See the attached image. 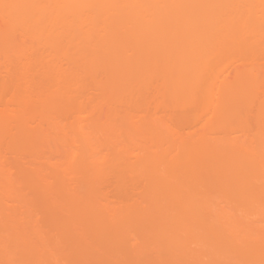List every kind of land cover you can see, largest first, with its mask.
Instances as JSON below:
<instances>
[{
    "label": "rangeland",
    "instance_id": "1",
    "mask_svg": "<svg viewBox=\"0 0 264 264\" xmlns=\"http://www.w3.org/2000/svg\"><path fill=\"white\" fill-rule=\"evenodd\" d=\"M215 1L220 2L221 0L220 1L215 0ZM225 1L226 2L229 1L227 3H234V1L238 3V1H241V0H238V1L232 0L233 2L230 0H225ZM165 2L167 3L168 0H165ZM221 2H224V1H221ZM243 2L244 4L249 3L248 5H250L251 3V5H253V2L255 3L263 2L264 3V0H246V2L245 0H242L239 3H242L241 5H243ZM222 5L223 4L219 5V9L221 11L223 10L224 12L225 11L224 6L226 5L224 6ZM251 5L248 7L249 9L252 10L253 7ZM217 6H216V9H217L216 11H218ZM221 7H223V9H221ZM241 7H244V5ZM231 9L232 7L229 10V14L233 13ZM248 11H245V12L248 13ZM70 15L69 17H72L71 21L69 17H68V20H66L69 22H64L65 21L64 20L63 23L62 21H58V23H55L54 21L53 23L52 21L46 22L45 20H42V21L41 20L40 21L30 20V21H26V23L24 22L25 23L24 25H27L25 27L23 26L22 23L11 26L9 23L6 24L7 23L6 19H3V18L0 19V25L3 23L1 26L4 25L5 28L9 26L8 30L12 29V31L9 30L8 33L7 31L3 32L6 30L4 29V27H2V30H0V84L1 86L2 85L6 86L3 88L4 90L3 89L0 90V120L7 119L5 121V125H7V127L2 124L4 127L2 126L3 129H0V131L3 130L0 133V213L4 207L10 208V209L12 208V210L14 209L17 210L18 213L20 214V216L18 215V217H20L19 220L23 218L24 221H28L29 223V226L28 224H25L27 225L26 227L24 226L25 230L27 229V227L28 229L30 227V229L32 230L36 229L35 235L37 234L36 236H38L39 239L43 241L42 243L43 244L45 243L44 245L46 246V249H47V250L45 249L46 255L52 254V257H54V260H55L53 261L52 259V261L55 262L56 264H61V263L62 264H86V263L94 264V262L95 264H98V263L99 264H126V263L127 264H134V263L140 264L142 262L141 260L127 257V248H129L128 246H130L128 242H130L131 244L137 239V237L136 236L134 237L125 236L122 238H124L123 241L125 240L126 241L122 242L121 240L119 242V240H116L117 237L115 238L113 234V237L116 240L115 242H113L112 240H114V238L108 237L109 235H105L108 232H109L108 234L113 233L112 229H110L113 226L111 225L110 227V224H107V226L109 225V227H107L106 223L108 222L107 221L104 222L105 219L103 221V219L97 218V217H101V215L99 211H97V209L95 208H99V210H101L104 207H108L110 209L113 208L112 210L120 209V210L127 211L130 207V203L132 204V206L135 203H137L138 206L142 205V203L146 204L147 201H146L145 194L147 193L145 192L146 190H151L152 186L154 185L153 183L159 181L158 178L160 177H157V176L159 175L161 176V174L170 176L173 179L174 178L179 179L177 180V182L184 186L187 183L189 187L187 185L186 187L189 188L188 190L192 194L195 193V190L197 192V189H199L198 193H201L202 198L208 199V197L209 198L211 197L209 201L211 204V208L213 207L212 208L213 212L220 213V211L221 212L225 211L234 216L236 212V208L238 209L237 206L240 204L239 202L240 196L239 194H237V191H234V190L231 191L233 186H231V190H229L230 187L226 186L228 190L224 188V191L223 190L221 191L222 187L220 186H223V185L225 186V183H224V180H223L224 184H222V182H219L221 178L224 179L223 174L221 175V173L224 172L223 164L228 165V162H229L227 161L228 159H226L227 156L224 154V146H223L224 144H222V142L223 143L225 142V144L226 143H229V144L237 143V145L240 144V146L242 145V147L251 148V150L257 151L258 147L261 144V141L259 140V136H260L259 134L262 130H264V110H263L264 107L262 108V111H263L262 112L260 111L261 110L260 108L262 106L260 107L259 104H257L253 107V110H251L250 113H248V110L245 111V109L243 108V111H242L243 114L242 112H240L241 110L237 114H234V111L228 112V113H233L234 115L226 114L225 117L221 116L222 118L219 117L220 118L219 119L216 117L219 111L216 113L215 110L217 108L213 109L211 105L210 107L207 106L201 109L202 106L201 107L199 106L202 104L200 103H196V102L195 104L191 103L192 105L190 103H187V104H184L182 102L180 103L177 96L174 93H172L173 91H171V88L169 86L170 84L167 83L169 81V74L166 71L170 68V65L172 67V65L175 63V61L172 62V60H174L175 57L173 58L174 54L173 56H171V58L167 56L168 49H167L166 43H169V42L165 43V40H163L165 38L160 39L161 41H159L156 38L159 41L157 43L151 41L153 45L151 48L152 50L151 49L150 50L151 52L153 51L152 53H154L151 63H153V65L154 64H158V65H156L154 69L153 67L150 68L153 70L151 73L149 72L150 75H147L148 79L147 77L145 78V75L147 74L146 71H144L145 75L139 71H136L134 74V72L132 71L134 75L132 76L129 75L131 76L130 79L126 78L128 76L126 75L127 73L125 72L126 68L124 67V63H122L123 65H115V63L119 64L118 62H116L118 59L116 56H118L119 58L122 57V52L119 51L118 49H121L123 51V54L125 53L126 55L127 54L131 55L130 53L131 50L133 54L134 52L139 53L140 50L145 49L147 45L145 43L146 41L144 40L147 34H145L143 30H147L146 27L145 29L142 28V30L138 28L139 29L138 31L140 30L141 32L143 31L142 38H140L139 36H136V37H139V40L131 39L132 41L129 40V42H126L130 38L129 36V38L126 39L127 34L133 35V34L128 33L127 29L129 28L128 30L131 33H133V31L136 29V28L133 29L132 27L133 30H131V27L129 26L130 24L132 25L134 21L130 24H127L128 25L127 29L125 28L126 24H123L124 25L123 27L122 23L118 25V22H114L113 24L114 26L112 25L113 26L112 28L114 29V31L112 32L113 29H110L111 25L103 23V22L111 23L110 20L105 21L104 19V20L98 21L100 17L97 18L98 17L97 16L96 17L97 20H93L92 21L93 23L89 22V23H92L91 27H86L84 23L80 24L81 22L79 23L78 20H76L77 16L75 17L73 15L71 16ZM170 15L166 17L165 22L161 21V24H163L165 27L166 25L169 24L170 28L172 26H174L175 28V24L177 23L176 21L177 18L176 19L173 18L172 15H174V13L171 15L172 17ZM176 15L177 13L174 16ZM150 17L151 16L148 15L147 18H150ZM154 19H155V15H154ZM85 22L86 24L88 23L87 21ZM120 22L122 21H119V23ZM123 22L127 23L128 21H123ZM155 22L156 21H154L153 25H156ZM89 23L87 24V26L89 25ZM143 23L144 22L139 23V24H141V26H145L146 22L144 24ZM20 24H22V26ZM81 25L82 26L84 25V28H81ZM108 25L110 27L108 32L109 34H111L109 37H112V38L108 37L109 41L106 40V42L103 43L102 42L103 40L100 41L101 38L99 37H100V34L107 35L108 32H106L104 27L108 28L107 27ZM137 25L135 27H137ZM148 26L150 27V25ZM116 27L117 28L119 27L117 30H120L121 33L120 31L116 32ZM153 27L154 28L153 29L151 28V29L156 30L155 26ZM88 28H89V31L91 32L90 33L88 32V34H86L87 31H84V30H87ZM170 28H168L167 26V30ZM174 28H172V31L173 30L176 31L175 30L176 28L175 29ZM90 29H95V30L93 31ZM167 30H165L166 33H167ZM180 31L176 32V34L177 35L181 34V36H178V37H182L181 39L182 42L183 41L186 42L185 39H188V37H190L191 35H194L193 33H191L192 31L190 32L181 31L182 33L179 34ZM217 32H215V34H217ZM190 33L191 35L189 36ZM213 33H212V36H213ZM89 34H91L90 37L88 36ZM117 34L118 36H121L122 38L121 37L117 38L116 36ZM149 34H150V30H149ZM170 34H173V33L170 31ZM125 35H126V38L124 37ZM165 35L163 34V36ZM175 35L173 37H175ZM114 37H116V39ZM169 37L171 36L169 35ZM173 37L171 41L175 39V38L173 39ZM212 38L214 40L216 37L214 38L213 36ZM104 39H107V37H104ZM117 39H118V42H116ZM181 40H179L178 42L179 46H180V43H182ZM131 42H133L132 45H131ZM103 49L104 50L106 49L105 50L106 52L108 50L109 55L111 54V59L108 58L110 57L109 55L106 59L105 56L107 55L104 54L105 51L103 52ZM175 49L173 51H176ZM95 50H102L99 52L100 59L102 60V62H105L104 64H102L104 67L102 65L101 66L99 65L102 68L98 67V59L95 57L98 54V51L96 54L94 53ZM20 51L22 52L25 51V52L22 55V52ZM88 52H91L92 56L88 55L89 57H87ZM230 52L231 51L228 52L229 55H230ZM228 53H226L227 56H225L227 61L224 62L223 65H227V63H228V66L235 65V64L238 65V63L240 64V61H241L240 58H239L240 60H236L237 56L235 58L234 54H233L234 58L231 55L229 58ZM29 56L31 57V60L32 58L35 57L32 61V62H35V65L25 64L30 60ZM113 56L115 57V59ZM44 58L48 61L44 60ZM42 59L48 63L45 64L44 61H43L44 63L40 62L42 61ZM121 59L122 60L125 59L127 64H128V61L136 63L135 65L137 64L139 65L138 61H141V58L139 60L136 59L138 61H134V59L130 57L127 58L126 56ZM226 59H224L223 61H225ZM24 60L26 61L28 60V61L27 62L25 61L24 63ZM235 60L239 62L237 63ZM215 61H217V59H215ZM110 62H112V65H109ZM217 62L219 63V61ZM230 62L231 63L233 62V63L231 64ZM36 63H39L40 65L38 64L36 65ZM141 64L143 66V63ZM213 64L216 65V63H213ZM162 65L164 66L169 65V66L168 67L165 66L166 68L162 69L164 67ZM122 67L125 68L123 71H121ZM172 68L170 69L173 70ZM231 68L233 67L231 66L230 69L227 67V72L228 71L230 72V70H232ZM12 69H14L16 73L13 72ZM20 70L22 72L24 71L25 75L27 74L29 75V79L31 80V85L29 84V82H28L29 85H27V83H24L23 85L22 82H25V81L22 80L21 82V79L19 77L20 74L18 75ZM10 71H12L15 74V76L13 75L14 78H12L14 80H10V81H14V84L12 86L8 84L4 85L6 83L12 84V82L9 81L12 75ZM21 71L20 73H22ZM45 71L48 73H46ZM6 72L8 73V75L10 73V77L7 75ZM4 77H5L6 83L2 84L4 82L3 81ZM21 77L26 78V76H21ZM48 77L49 79H47ZM6 78H8V81ZM15 83L17 86L20 85V87L22 86L25 88L28 87L29 89L26 88V92H25L24 88H21L20 90L18 86L19 91H21V92H18V90L16 91L17 87L16 88L14 87ZM165 83L166 85H164ZM32 85H33V88L31 89L34 95L33 93L31 94V91H29L30 94L27 93L28 92L27 90H30V87ZM34 88L35 90H33ZM52 88L53 90L54 88H56L55 89L56 91H53ZM160 88H163L161 89L162 91L160 90ZM165 90H167L168 93H165ZM51 91L52 93L54 92V94H56L57 96H59V94L65 96L67 92L71 93V95L73 93L74 95H76L74 98H77L78 100L76 99L77 100L76 101L74 99L75 101L74 100L70 101L71 99L70 100L68 99L69 101L64 102V105H61L60 103L55 102L58 106V107L56 106V109H55L52 101L47 99V96L51 97V94H50ZM22 92H25L26 94ZM18 93L22 97L21 99H22L23 105L20 104L21 100L16 102L17 100L15 96L17 95L19 97ZM166 94H169L168 98ZM45 95L47 96L45 97ZM106 95H108L109 97L111 96V98L109 99L108 97H106ZM217 97H218L217 99L216 98L214 99L218 103L217 100H219L220 98L219 96ZM10 99L11 101L13 100V103L10 102L8 104V101H10ZM14 99L16 101H14ZM37 99H40L39 102L36 101ZM26 100L30 104L27 105L28 102ZM34 100L36 102H32ZM41 101L43 102V105L45 104L44 106L41 105L40 103ZM78 102H81L80 104L82 105H80ZM169 102H171L172 104H170ZM174 102H176V104ZM36 103H40V104H36ZM77 103L80 106L77 105ZM150 104L152 105V107ZM21 105L23 106L25 110H27V111H24V113L26 112L25 114H27V116L29 117V120L27 122L28 123L27 128L24 127L26 129L25 131L26 133L22 131V128L19 129L20 131L18 130V128L22 127V125L20 124H24L23 123L24 118L22 116L15 114V112L13 113L15 114V116L14 115L12 116L2 115L4 114L3 112H5V110L9 111L7 107H11L10 109L11 110L10 115H11L13 111L19 110L17 109V107L20 106L22 108ZM156 106L157 108H155ZM169 106H172V108ZM204 110H207V111L204 112ZM253 112L254 114L255 113L256 114L254 116H251ZM167 114L168 115L172 114L171 116H173L174 114V116L170 118V116H168ZM222 115H225V114H223L222 112ZM211 116H213V118ZM249 116L251 117V119ZM230 117L234 120L230 119ZM177 118H180L183 120V121L180 120V122H182L181 124L179 122V119ZM245 119L248 120V121L246 120L248 124L246 123ZM249 119H250V123H249ZM217 120L221 123L217 122ZM78 122L81 123L83 131H86L88 133V136H90L91 141H92V146H94V149H93L94 156L100 160L99 162L102 167L101 172L96 176V179L93 183L91 184L89 183L90 185H88V181L85 178L86 177L85 172L83 171V169H80L78 165L79 161L82 159L81 156L83 155L82 153L84 150V143L82 139L80 138V134H79V130H81V127L78 130L76 126L77 125L76 123ZM153 122L155 123L157 122L164 131L169 130L171 135L173 137H176V141L178 142L181 141L180 138H184V139L186 138L188 139V141L187 140L186 141L190 143L195 142L196 139H197L196 142L198 141V142L205 143V145L202 144L204 145V147L199 145L201 149L204 148L203 149L204 151L203 150L200 151L202 157L199 155V157L196 156L198 157V159L193 158V160H191L192 157L190 158L185 157L184 159L180 160L181 162L180 161L178 162L179 164H177L175 168L172 166L171 168L173 169H169L170 166L167 167V164L171 162L175 154L179 153L178 148L180 147L178 146L182 144V141H181L179 143L176 142L175 145H177L178 148L174 146V149L172 150L173 152H170L167 156L164 157L165 160H163L162 162H154L153 156H156V154H158L159 147H157V144H154V142H152V140L150 139L151 137L150 132L148 131L149 127L154 126L155 123L153 124ZM191 122L194 124H191ZM27 123H25V125ZM19 125L20 127L17 128L16 126H19ZM183 129L185 132L182 131ZM20 132H22V134L25 133L23 135L24 137L22 135H21L22 138L18 136L21 134ZM42 132L46 133L45 134L46 138L44 141L41 135ZM26 134L29 136L25 137ZM191 135H194V138L192 136V139H190ZM184 141L185 140H183V142ZM221 147L223 148V150L221 149ZM203 154L205 155V157ZM220 160L223 162V164H221L222 162ZM224 161L226 163H224ZM194 162H196V164ZM255 165L257 166L256 169H258L259 168L258 166H260V160L256 161ZM225 168H228V167H225ZM37 175L39 177H44L45 180H47L48 188L47 187L46 189L36 188L33 184H31L30 182L31 179ZM81 184H83V186L85 187L84 191H82L83 189L81 190L79 189V186ZM158 185L160 188H163L164 190L165 188L162 186L163 185L167 186L161 183H159ZM169 187L170 186L168 185V188ZM173 187H176L177 189V186H173ZM173 187L171 188L172 190H174ZM191 187L193 189L195 188L197 189H195L194 191H191L190 189ZM215 187L216 188L219 187V188L216 189ZM67 188L68 189L71 188L72 190L76 191L75 192L76 194L78 192V195L80 194L79 199H82L84 201H81L80 203V201L76 202V199H74L75 201H73V199L71 200L73 195L72 196L70 195V191H69V194H67L66 192L68 191L66 190ZM171 189L169 192L172 194L174 193V191H171ZM47 191L48 192L50 191V193H53V194L50 195L49 193L48 196L49 195L50 196L48 197ZM202 192L203 193L205 192V193L203 194ZM143 193H144L143 195L144 197L142 196ZM165 193L168 194V192L166 191ZM66 194L70 195L69 197H71L69 200L70 205L73 206L71 208L73 210L75 209V211L77 209V212L74 211L77 215V218H74V217L72 218L69 216L70 215L69 211L71 209H69L70 206L68 205L69 208L67 207L66 209H68L69 211L67 212V214L64 213L67 218L65 217V215H58V217L63 216V218L67 219V220L66 219L62 220L58 218L57 222H59V224L61 225L60 226L57 222H55L57 218V216L55 215L57 214L53 213L55 211L54 207L55 206L58 207V205L54 204L55 206L52 207L53 205L52 204L50 206V204L52 203L50 198L51 196L55 195L58 197V199H61V198H64L63 196L65 195L64 201L66 205L67 204ZM206 194L208 195V197ZM224 195L228 197L224 198ZM237 198L238 200H235ZM141 199L143 200V202ZM193 201L191 202L192 205H190L189 203V206L188 207L186 206L187 209L192 208L188 210L189 211L188 216L190 217H191L190 211L192 214L194 212L193 210L195 209L194 206H196L195 202ZM235 201H238V202L236 203ZM57 203H58V200H57ZM81 204H84V206ZM193 204L195 205L193 206ZM91 206L93 208L95 207L94 208L95 213L92 212L95 218L92 217L93 215L91 213L92 211ZM63 207L64 205L62 204V207L60 209L56 208L57 211L59 210L58 211L59 214L61 213V211L63 212L62 210ZM48 208L51 210H49ZM83 208L85 209L84 211H83ZM78 210L79 211L81 210V212H83V214H86V215L82 216L83 214H81V212H79L80 213L79 214ZM88 210L89 211L91 210V211L89 212ZM96 211L98 212V214L96 213ZM87 212L91 213L89 214V216L92 215L90 217L94 219L91 220V218L88 217ZM213 212L211 213L214 214ZM211 213H210L209 218H211ZM222 214L224 213L222 212ZM76 215L74 216L76 217ZM193 215L194 213L192 214V216ZM212 216L213 217L215 216L216 219L218 218L217 217L218 215L216 216V214ZM53 218L55 220H53ZM96 218L102 221L101 223L104 225L106 230L105 228H100L103 226L101 225V223L98 222L99 220L97 221ZM95 221L98 222V226L95 225L97 223H93ZM55 223H56V226H55ZM66 223L68 227H69V224L70 225L72 224V228H73L72 231L70 229L71 227L68 228L66 226ZM62 224L65 225L63 226V229L65 227L64 230L61 229ZM57 225H59L60 228ZM256 225H258L257 226L258 228L264 229V216L259 221L256 222ZM75 226H78L79 228L78 227L75 228ZM25 230L23 231L25 232ZM83 232L85 233L82 234ZM102 232H104V234H100ZM33 234L31 235L33 236ZM72 234L74 235L75 240L79 239V243L78 241L76 242L75 240L73 242L71 241L72 243H74L75 246L72 243L70 245V240H68L70 237H72ZM31 235H28V236H31ZM89 235H91L92 238ZM103 235L106 238L107 237L110 238L111 239L110 241L113 242V244L110 241H108V239L106 238L104 240ZM84 237H87L88 239ZM135 237L136 239L134 240ZM54 240L55 241L57 240L58 243H56ZM102 240L105 243L104 242L99 243V241L102 242ZM52 241L56 243L55 246L52 245ZM39 243L38 244L40 246L42 243L41 242ZM93 243L95 245H99L100 247L97 246L98 248H103L106 245L104 249H101V250H104V252H106L107 255L103 251H102L103 253L100 252V250L97 253V247L91 246ZM215 243L219 247V248L218 247L216 248L220 249L221 248L220 243L218 241ZM215 243H214V246H215ZM90 246L91 248L92 247L93 248L91 249ZM214 246L211 247V249H209L210 253L213 252L212 248H215ZM55 247L57 248L55 249ZM86 247L87 248L89 247L90 249L88 248L89 249L88 250ZM37 248H40V247H37ZM57 249L58 251L60 249L61 251V252L59 251V253H61L60 255L58 252H57L58 254L54 253L56 252ZM118 251H120V253L123 256L120 257L118 254L116 255ZM124 251H126V254H124L125 253ZM205 251L207 250H204V252ZM42 253L43 255L45 254L43 251ZM94 253L97 254V256ZM100 254L104 256L106 255L107 257H104ZM152 254L154 253L152 252ZM218 254L219 255H217V257L215 256L213 257L216 259L215 261H217V263L216 262L214 263V260H213V264H242L240 260V256L237 254H233L230 256L229 255L222 256L221 253H218ZM148 255H150L149 252H148ZM68 256H70L71 258L70 257L68 258ZM103 257H104V260L102 259ZM42 258H44V256ZM113 258L115 259V262H113L114 261ZM198 258H199V261L197 263L195 262L196 264H211L210 261L213 259L211 258L210 255L208 256L206 252L205 254L204 253L201 254V256H199ZM48 261L50 262L51 260H48ZM117 261L118 262L122 261V262L118 263ZM0 264H3V262Z\"/></svg>",
    "mask_w": 264,
    "mask_h": 264
},
{
    "label": "bare ground",
    "instance_id": "2",
    "mask_svg": "<svg viewBox=\"0 0 264 264\" xmlns=\"http://www.w3.org/2000/svg\"><path fill=\"white\" fill-rule=\"evenodd\" d=\"M221 1H224V2H221ZM221 1L217 2L215 0H168V2L166 3L165 0H157V1L156 0H0V19H2V18L6 19V21H7L6 24L9 23L11 26L22 23L23 26L25 27V26H27V25H24L26 23V21H30V20H32V21H34V20H36V21L37 20H39V21L45 20L46 22L52 21L53 23H54V21H55V23H58V21H62V23H63L64 20H65L64 22H69L66 20H68V17L71 14L75 17L77 16L76 20H78L79 23L81 22L80 24L84 23L86 25V27H91V25L93 23L92 21L97 20V18L100 17L98 21L104 20V19H105V21H107V20L111 21V23L103 22V23L111 25V28L109 27V25L107 26L108 28L104 27L106 32H108L109 28L113 29L112 27L114 26L113 25L114 22H118V25H120L121 23H122V25L123 24L127 25V24H130L134 21L132 23L133 26L131 24L129 25L131 27V30L136 28L133 31V33H131L128 30L129 28L127 29L128 25L127 26L125 25V28L127 29L128 33L133 34V35L127 34V38H126V35L124 36L126 39H128L130 36V38L126 42H129V40L132 41L131 39L139 40V37L142 38V34L144 31V33L147 34V36H148V38H147V36H145V40H144V41H146L145 43L147 46L145 49H147V50L142 49L139 51V53L134 52L133 54H135L136 57H135V55L132 54V50L130 52L131 55L127 54L130 58L134 59V61H138L141 58V61H138L139 65L138 64L135 65L136 63L128 61V64H127L125 59L122 60L121 58H123L125 56L127 58H129V57L125 53L123 54V51L121 49H118L119 51L122 52V57L119 58L118 56H116L118 58L116 62H118L119 64L115 63V65H123L122 63H124V67L126 69L129 68L128 70H130V71L126 70L124 67H122V69H121V71H123L125 69V72L127 73L126 75L128 76L126 78L130 79L131 76L134 75L136 71H139L142 74H144L145 73L144 71H146L147 74L146 75L144 74V75H145V78L147 77V79H148L147 75H150V73L152 72L154 67H156V65H158V64H154L155 65L154 66L153 63H151L152 58H153V54H154V53H152L153 51L151 52V50H152L151 48L153 45L152 42L157 43V42L161 41L160 39L165 38V39H163V40H165V43L169 42V43H166L167 49H168L167 50V56L169 58H171V56H173V54H174L173 58L174 57L175 58H174V60H172V62L175 61V63L174 64L172 63V64L173 65L177 64V65H175V66L172 65L173 68L170 65V68H172L173 70H171L169 68L171 71L169 69L167 71L166 70H164V71H166L169 74V81L167 83L170 84V85L169 84L168 85L170 86L171 91H173L172 93H174L177 96L180 103L181 102L184 104H187V103L195 104V102L200 103V104H202V105L199 104L200 105L199 107L202 106L201 109L204 107H207V106L210 107V105H211L213 107V109L217 108L215 110L216 113L219 111L218 115H216L214 113L217 118H219L221 116L225 117L226 114L227 115L228 114L229 115L230 114H232V115L237 114L240 110H241L240 112H242L243 108L245 109V111L248 110V113H250V111L253 110V107L257 104H259L260 107L262 106L260 108L261 109L260 111H262V108L264 107V3L261 2L262 3L261 4L260 2H257V3L253 2V5H251V3H250V5L253 7L252 8L253 11H252L248 7V6H250V5H248L249 3L244 4V2H243L244 7H241L243 5H241L242 3H239V2H241L242 0L241 1L237 0L238 3L234 0H233L234 3H227L229 1L226 2L225 0H221ZM230 1H232V0H230ZM245 2H246V0H245ZM220 3L223 4L222 6H224V5L227 6V7L224 6L225 7L224 12H223V10L221 11L219 9V5H221ZM216 6L218 7V11H216L217 10ZM228 6H230V7H228ZM231 7H232L231 10L233 11V13H231L232 15L229 14V10ZM221 9H223V7H221ZM243 9L245 11H248V9H249L248 13L245 12ZM173 13H174V15L177 13L178 16L172 15ZM170 14L173 16L174 19L177 18L176 19L177 23L175 24L176 29L174 28V26H172V24H171V26H172L171 28H170L169 24L166 25V27L163 24H161V21L165 22L166 17ZM102 15L104 18L102 17ZM148 15L151 16L150 18H152V19L147 18ZM154 15H155V19H154ZM71 18L72 17H69L70 21H71ZM85 21H87L88 23L89 22H92V23H89V25L87 26L88 23L86 24ZM119 21H122V22L119 23ZM123 21H128V22L126 23ZM129 21H131V22H129ZM154 21H156L155 23H156L157 27H156V25H153ZM142 22H144V23L146 22L145 26H141V24H139ZM135 23H136V25L137 24H139V25H137V27H135L136 26ZM22 24H20V25L22 26ZM147 24L150 25V27ZM151 25H152V27H151ZM153 26H155L156 30H152L154 28ZM167 26L170 29L167 30ZM2 27H4V25L0 27V30H2ZM95 27H97V26H95ZM123 27H124V25H123ZM132 27H133V29H132ZM145 27L147 30H143L141 32L142 28L145 29ZM8 28H9V26H7V28L4 27V29H6V30L3 32L7 31V33H8L10 30V29L8 30ZM81 28H84V25L83 26L81 25ZM118 28L116 27V32L120 31V30H117ZM138 28L141 30L138 31L139 30ZM157 28H159V29H157ZM172 28H174L176 30V31L173 30L175 33L172 31ZM90 30L94 31L95 29H90ZM149 30H150V34H149ZM165 30H167V33ZM180 30L184 31V32L185 31H188V32L192 31L191 33H193L194 35H191V33H190L189 36L190 35L191 36L188 37V39L184 38L186 40V42L185 41L182 42V40H181L182 37H178V36H181L180 33H182ZM10 31H12V29ZM84 31H87L86 34H88V32L89 33L91 32V31H89V28L87 30H84ZM113 31H114V29L112 30V32ZM137 31H138V33H137ZM170 31L173 34H170ZM178 31H180L179 32L180 35L176 34V32H178ZM215 32H217V34H215ZM120 33H121V31H120ZM135 33H137V34H135ZM165 33H166V35H165ZM212 33H213L214 38L216 37L214 40L212 38L213 37ZM84 34H85V32H84ZM163 34L165 36H163ZM168 34L171 37H169ZM185 34H184V36H185ZM90 35L91 34H89L88 36L90 37ZM107 35H104V34L101 35L100 34V37H99V38H101L100 41L103 40L102 41L103 43H105L106 40L109 41L108 37L111 34H109V32H108ZM113 35H114V33H113ZM174 35H175V37H173ZM116 36L118 38V37H121L122 35L118 36V34H117ZM136 36H139V37H136ZM210 36L212 39L210 38ZM86 37H87V35H86ZM104 37H107V39H104ZM172 37H173V39L174 38L175 39L171 41ZM109 38H112V37H109ZM114 38L116 39V37H114ZM179 40H181V42H182V43H180V46L178 43ZM116 42H118V39ZM149 42H151V43H149ZM132 43L133 42H131V45H132ZM174 49L176 51H173ZM105 50L103 49V52ZM228 50L231 51L230 55L232 57L235 55V58H236V56H237L236 60L241 59L240 64L238 63L239 61L237 62L235 60L238 63V65H236L235 63H234L235 65H230V66H228V63H227V65H223L224 62L227 61L225 56H227L226 53L229 52ZM95 51H94V53H96V54L98 51V54H97L98 56L96 54H95L96 56L94 55L98 59V67L102 68L100 66L105 63V62H102V60L99 57V52L102 50H95ZM20 52H22V51H20ZM24 52H22V55ZM107 52H108V50H107ZM107 52L106 51L104 52V54L107 55V56H105L106 59L109 55V52L108 53ZM173 52H175V53H173ZM73 54H75V53H73ZM88 55L92 56L91 52H88L87 57H89ZM230 55L228 53L229 58H230ZM109 56L110 57H108V58L111 59V54ZM133 57H135V58H133ZM34 58H32V60H31V57L29 56L30 60L29 61L27 60L28 62L26 60H24V63L26 61L27 62V63H25L26 65L27 64L28 65H30V64L35 65V62H32ZM114 59H115V57H114ZM136 59H138V60H136ZM215 59H217V61H219V63L217 61H215ZM224 59H226V60L223 61ZM44 60H46V59L44 58ZM44 60L42 59V61H40V62H43ZM46 61H48V60H46ZM47 63L48 62H45V64H47ZM141 63H143V66ZM213 63H216V65H214ZM37 64L40 65L39 63H36V65ZM109 65H112V62H110ZM48 66H49V64H48ZM162 66H164V65H162ZM162 66H161V68H162ZM165 66H167V65H165ZM165 66L162 69L166 68ZM231 66L233 67V68H231L232 70H230V72L229 71L227 72V67L230 69ZM151 67H153V69H150ZM174 68H175V70H174ZM141 69H143V70H141ZM12 71L15 72L14 69H12ZM12 71H10L12 75H11V79H9V81L14 80L12 78H14L15 74ZM20 71H19V73L18 72L17 73H18V75L20 74L19 77L21 79V82H22V80L25 81V82H22L23 85H24V83H27V85H29V84L31 85V80L29 79V75L28 74L25 75L24 71L23 72L21 71L22 73H20ZM127 71L130 72L131 74L128 73ZM132 71L134 72V74L132 73ZM164 71H163V73H164ZM176 71H178V72H176ZM46 73H48V72H46ZM223 73H225V74H223ZM7 75H8V73H7ZM129 75H131V76H129ZM8 76L10 77V73ZM21 76H26V78L21 77ZM31 77H33V76H31ZM45 77H46V75H45ZM6 79L8 81V78H6ZM47 79H49V77ZM3 81L4 82L2 84L6 83L5 77H4ZM10 82H12V84L6 83L4 85L8 84V85L12 86L14 84V81H10ZM28 82H29V84H28ZM164 82H165V80H164ZM164 85H166V83ZM2 86L0 84V90L3 89L4 87H6V86H3V87ZM18 86H19L20 90H21V88H24L25 92H26V88L29 89L28 87L25 88L23 86L20 87V85H18ZM18 86L15 83L14 87L15 88L17 87L16 91L18 90V92H21V91H19ZM31 88H33V85L30 87V90H27L28 91L27 93H29V91H31V94L33 93ZM55 89L56 88H54V90H53V88H52L53 91H56ZM161 89H163V88H160V90ZM33 90H35V88ZM167 90H165V93H168ZM25 92H22V93H25ZM50 94H51V97H48L47 95H45V97L47 96V99L52 101L55 109L57 106L56 103H60L61 105H64V102H68L70 99H71L70 101L77 99V98H74L76 95H74L73 93L71 95V93H68V92L66 93L67 96H66V94H65V96H63L61 94H59V96H57L56 94H54V92L52 93V91ZM18 95H19V97L17 95L15 96L17 101L15 99H14V101L18 102L19 100H21L20 104L23 105L22 99H21L22 97L20 96L19 93H18ZM33 95H34V93H33ZM161 95H162V93H161ZM163 95H164V93H163ZM166 95L168 98L169 94H166ZM216 95L219 96L220 99H222V100H220V99L217 100L218 103L214 99V98H216V99L218 98ZM106 97H108L109 99L111 98V96L109 97L108 95H106ZM159 97H160V95H159ZM23 99H25V98H23ZM43 99H44V97H43ZM162 99H163V97H162ZM29 100H30V98H29ZM39 100L40 99H37L36 101L39 102ZM36 101L34 100L32 102H36ZM10 102L13 103V100L11 101V99H10V101H8V104ZM148 102H149V100H148ZM171 102H169V103L172 104ZM219 102H221V103H219ZM40 103H41V105H43L42 101ZM40 103H36V104H40ZM74 103H76V102H74ZM78 103L80 104L81 102H78ZM78 103H77V105H79ZM174 103L176 104V102H174ZM28 104H30V103L28 102L27 105ZM12 105H14V104H12ZM80 105H82V104H80ZM15 106H17V105H15ZM151 107H152V105H151ZM169 107L172 108V106H169ZM155 108H157V106ZM165 108H167V107H165ZM7 109L9 111L4 109L5 112H3L4 114H2L3 116L4 115L5 116L14 115L15 116V114H17V115L22 116L24 118L23 119L24 124H20V125H22V127H20V125L16 126V127L17 128L20 127V128H18V130L22 128V131L25 132L26 129L24 127L27 128V125H28L27 122L29 120V117L27 116V114H25L26 112L24 113V111H27V110H25L23 108V106H22V108L19 106V107H17V109H19V110L13 111L10 115L11 107H7ZM223 110H225V111H223ZM263 110H264V108H263ZM155 111H154V113H155ZM205 111H207V110H204V112ZM233 111H234V114L228 113V112H233ZM14 112H15V114H13ZM222 112L225 115H222ZM175 114H176V112H175ZM194 114H196V113H194ZM242 114H243V112H242ZM255 114L253 112L251 116H254ZM171 115H168V116H170V118H172L174 116V114H173V116H171ZM212 115H213V113H212ZM198 116H199V114H198ZM25 117H27L28 119ZM151 117H152V115H151ZM178 117H179V115H178ZM185 117H187V116H185ZM185 117H183V118H185ZM211 117L213 118V116H211ZM153 118H154V116H153ZM227 118H228V116H227ZM177 119H179V122H180V120H182L180 118H177ZM230 119H232V118L230 117ZM250 119H251V117H250ZM250 119H249V123H250ZM2 120H0L1 121L0 122V129H3L4 126L7 127V125H5V121L7 119L6 120L2 119ZM173 120H175V119H173ZM232 120H234V119H232ZM240 120H242V119H240ZM246 120L247 119H245V121ZM247 121H246V123H247ZM192 122H193V120H192ZM192 122H191V124H194ZM217 122H219V121L217 120ZM25 123H27V124L25 125ZM154 123L155 122H153V124ZM169 123H171V122H169ZM181 123L182 122H180V124ZM219 123H221V122H219ZM76 124H77L76 126H77L78 130L81 127V130H79V134H80V138L82 139V141L84 143V150L82 153L83 155L81 156L82 159L79 161L78 165H79L80 169H83V171L85 172V174H86L85 178L88 181V185H90L91 183H93L95 181L96 176L101 172L102 167H101V164L99 162L100 160L94 156V152H93L94 146H92V141H91L90 136H88V133L86 131H83L80 122H78ZM100 129H101V127H100ZM2 131L3 130H1L0 133ZM148 131L150 132V135H151L150 139L152 140V142H154V144H157V147H159L158 154H156V156H153L154 162H162L163 160H165L164 157L167 156L170 152H173L172 150L174 149V146L177 147V145H175L176 142L179 143L182 141V144L180 146H178L180 148L177 147L179 149V153L175 154L173 156L171 162L169 164H167V167L170 166L169 169H173V168H171L172 166L175 168V166H177V164H179L178 162L181 159H184L185 157L186 158L192 157L191 160H193V158L198 159L199 155L201 156L200 151H202L204 149V148L201 149L200 146L204 147L205 143L198 142V141L196 142L197 139L196 140L194 139L195 142H193V143L187 142L188 139H186V138L185 139L180 138L181 141H179V142L176 141V137H173L169 130L164 131L157 122L154 124L153 127H149ZM182 131L185 132L184 129ZM20 133H21L20 135L17 134L19 137H21V135L23 136L26 132L23 134H22V132H20ZM174 133H176V132H174ZM45 134H46L45 132H42V134H41L43 141L46 138ZM14 135H16V134H14ZM194 135H191L190 139H192V136L194 138ZM259 135H260L259 140L261 141V144L258 147L257 151L251 150V148L242 147V145L241 146H240V144L237 145V143L236 144H231V143L225 144V142L224 143L222 142V144H224L223 145L224 146V154L227 156V157L226 156L225 157H226V159H228L227 161H229V162H228V165H225L220 160L222 162L221 164H223V168H224V172L221 170L223 172V173H221V175L223 174L224 179H222L220 177L221 179L219 178L220 179L219 182H222V184L225 183V186L224 185L220 186V187H222L221 191L222 190L224 191V188L227 189L226 186L230 187L229 190H231V186H233L231 191H233V190L237 191V194H239V196H240V201H239L240 204L238 203L240 206L239 205L237 206L238 209L235 207L236 212H235L234 216L232 214L225 212V211H222L225 215L222 214L221 211H220L221 214L219 212H217V213L213 212V209H212L213 207L211 208V204L209 201V199L211 197L209 198L207 194L206 195H207L208 199L206 197H205L206 199H204V198H202L201 193H198L199 189L195 188V189H197V192H196V190L191 187L190 188L191 191L195 190V193L192 194L188 190L189 186L187 185V183H186V185L188 187H186V185L184 186L182 184H179L177 182V180H179V179H175V178L173 179L170 176H166L165 174H161V176L160 175L157 176V177H160V178H158V180H159L158 182L161 184H165L167 186H164V185L162 186L165 188V190H164L163 188L159 187L158 182L153 183L154 185L152 186L151 190H146V192H145V193H147V194H145L146 201H147L146 204L142 203L143 202L142 199H141L142 202H140V203H142V205H140V206H138L137 203L133 204V206H132V204L130 203V207L127 211L120 210V209L119 210H117V209L112 210L113 208L110 209L108 207H104L103 209L99 210V208L94 207L95 209H97V211H99L102 218L97 217V216L96 217L103 219V221L105 219L104 222H106V221L108 222V223H106V226H107V224H110V227H111V225L113 226L112 228H110V229H112V232H113V233H111L112 235L108 234L109 229L107 231L108 233H106L105 235H109L108 237H111V238L117 237L116 240H119V242L121 240H122V242L126 241V240L123 241L124 238H122V237H125V236H130V237L133 236L134 237V236H136L137 239L135 237L134 240L135 239L136 240L134 242H132L131 244H130V242L127 241L130 245V246H128L129 248H127V257L137 259V260H141L142 262L141 261L140 262L142 264H144L145 262L148 264H193L195 262L197 263L199 261L198 257L201 256V254H203V253L205 254V252H206V254H208V256L210 255L211 258H213L214 256L217 257V255H219L218 253H221L222 256H227V255L230 256L233 254H237L240 256V260H241L242 264H264V229H262V228L260 229L257 227L258 225H256V222L259 221L264 216V130H262ZM28 136L29 135H27V134L25 135V137H28ZM189 137H190V135H189ZM28 140H30V139H28ZM183 140H185V141L183 142ZM208 143H209V141H208ZM202 144H204V145H202ZM221 149L223 150L222 147H221ZM196 156H198V157H196ZM204 157H205V155H204ZM219 159H221V158H219ZM257 159L260 160V166H258L259 167L258 169H256L257 166L255 165L256 161H259ZM194 161H196V160H194ZM194 163L196 164V162H194ZM224 163H226V162L224 161ZM160 165H162V164H160ZM225 167H228V168H225ZM217 171H218V169H217ZM223 180H224V183H223ZM30 182L36 188H45V189H46V187L48 188L47 180H45L44 177H39L37 175L34 178H32ZM150 184H151V182H150ZM168 185L170 186L169 188H168ZM190 185H191V183H190ZM80 186H79V189L80 190L83 189L82 191H84L85 187L83 186V184H81ZM171 186L172 187L177 186V189H176V187H173L174 190H172ZM148 188H149V186H148ZM218 188H216V189H218ZM70 189L71 188H69V189L67 188L66 190H68V191H66V192H67V194H69V191H70V195L71 196L73 195L74 198H73V196L71 198V197H69L70 195L66 194V196H67L66 200L68 201V202L66 201V203H67L66 205H65V201H64L65 195L63 196L64 198H61V199H58V197L55 195L51 196V198H50V200L52 202L50 204V206L52 204H53L52 207L55 205H58V207H56V206L54 207L55 211H57L56 208L60 209L62 207V204L65 207V209H64V207L62 208L63 212L61 211L60 214L58 213L59 210L57 212H55V211L53 212V213L57 214V215H55V216H57L55 222H57L58 218L62 219V220H65L67 218L65 214H67V212L69 211L68 209H66L68 207V205L70 206V208L69 207L68 208L71 209L70 211H72V212L69 211V213H70L69 216L72 218L73 217L77 218V215L75 213V212H77V209L75 211V209L73 210L71 208L73 206L70 205L69 200H70V198H71V200L73 199V201H75L74 199H76V202L80 201V203H81V201H84V200L79 199L80 194L78 195V192L76 194L75 193L76 191H74L72 189L70 190ZM170 189H171V191H174V193L171 194L169 192ZM147 191H149V192H147ZM165 191L168 192V194H166ZM217 192H218V190H217ZM49 193H50V191L49 192L47 191V196ZM79 193H80V191H79ZM52 194L53 193H50V195H52ZM143 195H144V193L142 194V196ZM225 195H226V193H225ZM225 195H224V198L225 197L227 198L228 196H225ZM48 197H47V199H48ZM52 197H53V199H52ZM67 198H69V199H67ZM57 200H58V203H57ZM206 200H208V201H206ZM235 200H238V198ZM192 201L195 202L196 206H194L195 204H193V206L195 207V209L193 210L194 215L192 216L193 213L191 214V211H190V215H191V217H190V216H188L189 215L188 210H190L192 208L187 209V207L189 206V203H190V205H192L191 204ZM235 202L237 203L238 201H235ZM233 203H234V201H233ZM60 204H61V206H60ZM79 204H77V205H79ZM81 205L84 206V204H81ZM135 205H137V206H135ZM76 208H78V207H76ZM91 208H92L91 209L92 211L90 210L91 213L92 212L95 213L94 208L92 206H91ZM80 209H82V208H80ZM49 210H51V209H49ZM84 210L85 209L83 208V211ZM97 211H96V213L98 214ZM79 212H81V210L80 211L78 210V213ZM211 212L216 214V216L218 215L217 216L218 218L216 219L215 216H214L215 217L214 218L212 216L214 214H212ZM91 213H88V217L93 215V213H92V215L89 216V214H91ZM210 213H211V218H209ZM81 214H83V212H81ZM227 214H228V216H227ZM18 215L20 216V214L18 213L17 210H15V209L12 210V208L10 209L7 207H4L0 213V263L3 262V264H56L55 262H53L55 260H54V257H52V254L50 255L47 252L49 255H46V253H45L46 252L45 251L46 246L44 245L45 243L43 244L42 243L43 241L41 239H39L38 236H36L37 234L35 235L36 229L32 230V229H30V227H29V229L27 227V229H26L27 231H26L25 227L27 225H25V224H28V226H29V223H28V221H24L23 218L21 220H19L20 217H18ZM58 215H65L66 218H63V216L58 217ZM74 215H76V217ZM84 215H86V214H83L82 216H84ZM92 217H94V215ZM94 218H91V220ZM53 220H55V219L53 218ZM98 220L99 219H97V221ZM63 222H65V221H63ZM98 222L101 223L102 221L99 220ZM98 222L95 221L93 223H97L95 225L98 226ZM57 223L59 224V222H57ZM67 223H66V226H67ZM59 225H57V226L59 227ZM101 225L103 227H100V228H105L102 223H101ZM55 226H56V223H55ZM63 226H65V225L62 224L61 229H63ZM69 227H71L70 229L72 231V229H73L72 224L71 225L69 224ZM77 227L78 226H75V228H77ZM107 227H109V225ZM64 229H65V227H64ZM23 230H25V232ZM29 230H30V232H29ZM105 230H106V228H105ZM71 233H73V232H71ZM84 233L85 232H83L82 234H84ZM31 234H33V236ZM100 234H104V232H102ZM113 234H114V237H113ZM28 235H31V236H28ZM89 236L91 237V235H89ZM103 237L102 238L105 240L106 237L104 235H103ZM108 237L106 239H108V241H110L111 239ZM70 238L68 240H70V245H71V243L75 240L74 235L72 234V237H70ZM84 238L88 239L87 237H84ZM115 238H114V240H112L113 242L116 241ZM128 238H127V240H128ZM35 239H37L43 245L41 244L39 246L40 243ZM54 241H52L53 246H55L56 243H58L57 240L55 241L56 243H54ZM75 241L76 242L78 241V243H79V239L78 240L76 239ZM217 241L221 245L220 249H218L219 247L215 243ZM103 242H104L103 240H102V242L99 241V243H103ZM113 242H111V243L113 244ZM94 243L91 246H96V247L99 246V245H95ZM214 243H215V246H214ZM72 244L74 245V243H72ZM106 244H107V242H106ZM91 246H90V248H91ZM213 246L215 248H212L213 252L210 253L209 249H211V247H213ZM37 247H40V248H37ZM104 247L103 248L97 247V253L99 250H100V252H102V251L104 252V250H101V249H104ZM216 247H218V248H216ZM56 248L57 247H55V249ZM81 248H83V247H81ZM125 248H126V246H125ZM115 249H117V248H115ZM204 250H207V251L204 252ZM42 251L45 253L44 255H43ZM59 251H60V249H59ZM59 251L57 249L56 252H54V253H57V252L59 253ZM106 251H107V249H106ZM124 252H125L124 254H126V251H124ZM148 252L150 255H148ZM152 252L155 255L152 254ZM216 252H218V253H216ZM104 253L106 254V252H104ZM60 254L61 253H59V255ZM117 254L120 257L123 256L120 253V251H118V253H116V255ZM42 255L44 256V258H42L43 257ZM95 255L97 256V254H95ZM100 255H102V254H100ZM106 255L105 256L102 255V256L107 257ZM70 256H71V254H70ZM70 256H68V258ZM104 257L102 258L103 260H104ZM200 258H202V257H200ZM52 259H53V261H52ZM122 259H124V258H122ZM48 260H51V261L49 262ZM113 260H114L113 262H115L114 258H113ZM213 260H214V263L215 262L217 263V261H215L216 259L213 258L211 261L209 260L211 264H213ZM97 262H98V260H97ZM111 262H112V260H111ZM121 262L122 261H119L118 263H121ZM85 263H86V261H85ZM124 263H125V261H124ZM94 264H95V262H94Z\"/></svg>",
    "mask_w": 264,
    "mask_h": 264
}]
</instances>
